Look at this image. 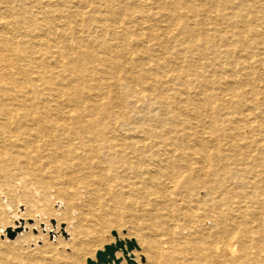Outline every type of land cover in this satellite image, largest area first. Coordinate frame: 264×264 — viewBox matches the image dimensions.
<instances>
[{
    "label": "bare ground",
    "instance_id": "6f19581e",
    "mask_svg": "<svg viewBox=\"0 0 264 264\" xmlns=\"http://www.w3.org/2000/svg\"><path fill=\"white\" fill-rule=\"evenodd\" d=\"M1 224L0 264H264V0H0Z\"/></svg>",
    "mask_w": 264,
    "mask_h": 264
},
{
    "label": "rangeland",
    "instance_id": "374dc122",
    "mask_svg": "<svg viewBox=\"0 0 264 264\" xmlns=\"http://www.w3.org/2000/svg\"><path fill=\"white\" fill-rule=\"evenodd\" d=\"M20 203V204H19ZM15 205H17V206H15L16 207V209H14V211L12 210V208H10V210H9V208H8V210H9V215L12 217V216H20V217H23V215H24V213H25V204L24 203H22V202H17V204H15ZM59 206V207H58ZM60 207L62 208V204L59 202V203H55L54 204V208L57 210V212H58V210L60 211ZM75 208L76 207H74L73 205L71 206V208H70V211L71 210H73L72 212L73 213H71L72 214V219H75V216H74V214H75V212H76V214H77V211H75ZM76 210H77V208H76ZM11 211V212H10ZM16 211H17V213H16ZM14 213H16V214H14ZM14 214V215H13ZM72 221V220H71ZM30 222H33L32 220H30ZM55 221L54 220H50V224H52L51 226H53L54 227V223ZM128 224V225H127ZM132 223H129V222H127L125 225V227H124V230H123V234H127V232H129L130 231V229H132V227L131 226H133V225H131ZM3 224H1L0 225V227L2 226ZM129 230V231H128ZM59 231V232H58ZM105 231H108L107 229L106 230H104V233H103V238H102V240L103 241H105L104 243L102 242V240L100 241V242H98L97 243V249H99V248H102L104 245H105V243L111 238V237H116L117 236V233L116 232H112V231H108L107 233L105 232ZM0 232H1V228H0ZM26 232H28V229L27 230H24V228L23 227H20V228H18L17 229V231L15 232V233H13L14 235L13 236H10V234L8 233V231H7V233H5V236L4 235H2L1 233H0V241H4V240H6V242H10L12 245H15V246H21V245H23V247L24 248H28L29 247V245H26V244H28V243H26V242H22V241H17V237H18V234H20V233H26ZM33 233L34 234H38V230H34L33 231ZM72 232L71 231H62V230H56L55 228L53 229V231L49 234V236H48V241L50 242V243H52V244H54V246H56V247H58V250H63L64 249V247H63V245L62 244H59V239H62V240H64L65 242H68V241H70L71 239H72ZM15 241V242H14ZM45 241H44V239L42 238V239H39L38 241H37V244H35L34 242L32 243V244H30V249H34V248H37V247H42L43 246V243H44ZM14 243V244H13ZM133 243V244H132ZM131 244H132V249L133 248H136L137 247V244L135 243V242H133V241H131ZM101 245V246H100ZM36 246V247H35ZM100 246V247H99ZM99 247V248H98ZM63 248V249H62ZM120 248H122V250L124 251V260H125V263L126 264H133L134 263V261L132 260V257H131V259H129V257H128V252H129V250L127 251L126 249H124V246H121ZM129 248V247H128ZM66 251L67 252H70V247L69 246H67L66 248ZM130 249V248H129ZM132 256V255H131ZM127 259V261H126V259ZM119 259V260H118ZM123 260V257H120V258H113V261H110L111 263H109V264H119L121 261ZM118 262V263H117ZM95 264H100V263H97V262H95ZM135 264V263H134Z\"/></svg>",
    "mask_w": 264,
    "mask_h": 264
},
{
    "label": "water",
    "instance_id": "95a60500",
    "mask_svg": "<svg viewBox=\"0 0 264 264\" xmlns=\"http://www.w3.org/2000/svg\"><path fill=\"white\" fill-rule=\"evenodd\" d=\"M13 235L14 234H10V236H13ZM132 244L129 243V245H131V247H132ZM121 246H124L123 242H119L118 243V247H121ZM115 248H117V247H115ZM109 249H111V248H109ZM98 258H100V259H108L109 261H113V258H115V253L113 251H111V250H109L108 252H107V250L106 251H101L98 254ZM95 262L96 261L90 260L89 264H95ZM97 263H99V262H97Z\"/></svg>",
    "mask_w": 264,
    "mask_h": 264
}]
</instances>
